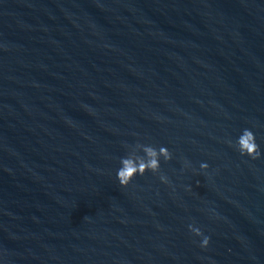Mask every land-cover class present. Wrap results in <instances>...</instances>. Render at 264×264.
Returning a JSON list of instances; mask_svg holds the SVG:
<instances>
[{"label":"water","instance_id":"water-1","mask_svg":"<svg viewBox=\"0 0 264 264\" xmlns=\"http://www.w3.org/2000/svg\"><path fill=\"white\" fill-rule=\"evenodd\" d=\"M245 127L264 153V0H0V264H264ZM138 141L172 158L121 186Z\"/></svg>","mask_w":264,"mask_h":264},{"label":"clouds","instance_id":"clouds-1","mask_svg":"<svg viewBox=\"0 0 264 264\" xmlns=\"http://www.w3.org/2000/svg\"><path fill=\"white\" fill-rule=\"evenodd\" d=\"M229 144L239 152L241 156H248L253 159L264 155L260 145L257 143L256 135L250 128H242L238 131L234 139L229 140ZM137 146L140 153H129L119 158V166L115 169V177L121 186L129 185L137 175H144L146 172L158 173L161 168V158L167 161L172 158V153L165 145L153 146L138 141ZM185 167H190L189 161H184ZM200 169L209 167L207 162H200ZM162 182L167 183V177L160 175ZM188 229L194 235L201 237L200 246L207 247L209 237L204 235L201 229L194 223L188 224Z\"/></svg>","mask_w":264,"mask_h":264}]
</instances>
